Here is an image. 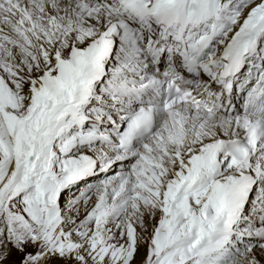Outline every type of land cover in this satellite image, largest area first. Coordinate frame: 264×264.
<instances>
[{
  "label": "snow or ice",
  "instance_id": "snow-or-ice-1",
  "mask_svg": "<svg viewBox=\"0 0 264 264\" xmlns=\"http://www.w3.org/2000/svg\"><path fill=\"white\" fill-rule=\"evenodd\" d=\"M0 264H264V0H0Z\"/></svg>",
  "mask_w": 264,
  "mask_h": 264
}]
</instances>
